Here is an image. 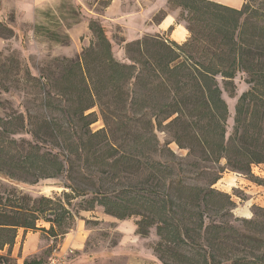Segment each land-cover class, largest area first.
<instances>
[{
  "label": "trees",
  "instance_id": "1",
  "mask_svg": "<svg viewBox=\"0 0 264 264\" xmlns=\"http://www.w3.org/2000/svg\"><path fill=\"white\" fill-rule=\"evenodd\" d=\"M172 3L186 13L185 42L159 35L131 40L129 63L113 57L93 18L94 42L80 60L63 59L57 75H30L13 60L16 72L2 64L8 79L22 73L38 89L43 113L34 121L22 112L0 117V174L27 183L65 175L69 191L32 198L0 182V264H17L10 254L20 228L36 230L43 219L53 236L66 233L69 206L79 197L84 209L98 205L120 220L140 216L141 236L156 227L154 251L163 264H264V209L241 219L242 228L233 225L232 197L212 187L219 177L206 185L187 182L178 156L157 135L164 131L189 155L197 149L215 164L224 158L247 176L252 164L264 163V0H244L240 8L212 0ZM0 29L2 38L13 34ZM237 73L246 74L249 87L226 136L227 104L216 78L231 95ZM99 115L103 127L90 129ZM20 130L33 143L13 152L17 141L10 136Z\"/></svg>",
  "mask_w": 264,
  "mask_h": 264
},
{
  "label": "rangeland",
  "instance_id": "2",
  "mask_svg": "<svg viewBox=\"0 0 264 264\" xmlns=\"http://www.w3.org/2000/svg\"><path fill=\"white\" fill-rule=\"evenodd\" d=\"M125 1L121 3L116 0L108 16H104L103 11L111 1L107 3L106 0H80L79 3L59 0L51 7L38 9L34 20L27 23L15 26L0 18V24L9 27L13 33L12 36L6 35V38L0 37V100L3 104L0 106V117L22 112L34 121L43 113L38 89L30 83L25 84L22 73L14 77L15 80L19 78L18 81L8 79L2 72V64L5 63V68L16 72V63L13 61L18 62L21 71L27 70L34 76L57 75L62 65H65L62 64L63 59L80 60L83 50L94 42V34L88 28V23L93 18L103 26L111 44L112 55L120 62H130L126 43L147 35H159L180 44L185 42L181 38L184 32L188 35L186 13L174 3L171 4V0ZM151 2L158 4L160 8L151 18L152 21H149L147 8ZM136 11L143 12V15H125ZM164 16L174 18L172 26L167 29L158 26ZM8 19L12 21L14 14H10ZM176 27L178 28L174 33ZM0 33H3V29H0ZM245 77L246 74H236L233 78L235 89L231 95L224 89L222 78H216L222 90L221 96L227 104L226 136L233 132L234 106L237 99L249 87ZM4 84L10 86L9 92L1 90ZM102 127L103 121L99 115L90 129L98 130ZM19 132L10 136L17 141V146L11 145L13 152L20 150V145L25 142L33 143L30 134L22 130ZM157 135L161 142H169L168 147L178 156L183 169H186L187 182L206 185L213 177H219L212 187L232 197L234 207L229 219L233 225L242 228L241 219L254 217L257 208L264 209V163L252 164L251 174L247 176L226 167L224 158L215 164L197 149H192L189 155V150L179 147L166 132L158 131ZM44 145L49 146L48 143ZM193 163L198 164L194 166ZM0 182L5 188H14L32 198H62V193L69 191L65 187V175L27 183L6 179L0 174ZM85 206L82 197L72 200L69 209L73 218L66 233H60L58 228H55L58 234L53 236L48 232L49 223L43 219L37 221L36 230L18 229L10 254L12 260L17 264H22L25 260L31 264H48L52 257L65 253L66 259L62 264H163L154 251L159 239L156 227L151 226L149 232L141 236L136 232L135 225L140 216L120 220L105 214L101 206L84 209Z\"/></svg>",
  "mask_w": 264,
  "mask_h": 264
},
{
  "label": "crops",
  "instance_id": "3",
  "mask_svg": "<svg viewBox=\"0 0 264 264\" xmlns=\"http://www.w3.org/2000/svg\"><path fill=\"white\" fill-rule=\"evenodd\" d=\"M59 0H0V18L6 20V22L8 23H12L15 26L16 25H20L22 23H27L30 21L34 20L35 17V13L38 9H44L45 7H51L52 5H54L56 2H58ZM69 1H76V2H80V0H69ZM111 1V4L103 11L104 16H108L110 14V10L112 8V6L115 4L116 0H108ZM121 3L122 2H126L125 0H118ZM212 1H216L219 3H222L226 6H231L234 8H240L242 6V3L244 2V0H212ZM124 5L122 4L121 7H123ZM142 7V6H141ZM159 5H154L151 4L149 5V7L147 8L149 11V21L153 18V16H155L159 10ZM143 12L141 11H136L135 13L130 12V13H125V15H135L136 17L142 16ZM10 14H14V19L11 21L8 19V16ZM132 16V17H133ZM174 18H170L168 16H165L163 19L160 20L158 26L162 29H167L170 26H172L173 24V20ZM133 23V22H132ZM127 26V25H126ZM123 25V27H126ZM177 26V25H175ZM178 27H176L174 29V33L176 32ZM187 37V34L184 32L181 40H185Z\"/></svg>",
  "mask_w": 264,
  "mask_h": 264
},
{
  "label": "built area",
  "instance_id": "4",
  "mask_svg": "<svg viewBox=\"0 0 264 264\" xmlns=\"http://www.w3.org/2000/svg\"><path fill=\"white\" fill-rule=\"evenodd\" d=\"M65 253L61 254V255H56V257H52V259L50 260V262L48 264H62L65 262Z\"/></svg>",
  "mask_w": 264,
  "mask_h": 264
}]
</instances>
